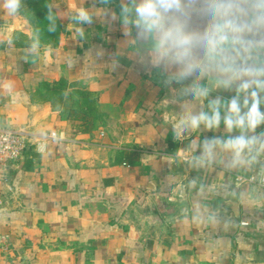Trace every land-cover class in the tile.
Returning <instances> with one entry per match:
<instances>
[{"label": "crops", "instance_id": "crops-1", "mask_svg": "<svg viewBox=\"0 0 264 264\" xmlns=\"http://www.w3.org/2000/svg\"><path fill=\"white\" fill-rule=\"evenodd\" d=\"M124 6L132 0H20L17 14L0 11V127L29 140L0 180V264H264V189L253 181L264 124L245 133L260 138L250 162L216 145L197 163L206 140L241 134L224 123L236 85L169 83L176 69L152 67ZM253 56L264 63V50ZM194 83L210 89L204 113L220 123L177 137L170 102L197 99L183 90Z\"/></svg>", "mask_w": 264, "mask_h": 264}, {"label": "clouds", "instance_id": "clouds-1", "mask_svg": "<svg viewBox=\"0 0 264 264\" xmlns=\"http://www.w3.org/2000/svg\"><path fill=\"white\" fill-rule=\"evenodd\" d=\"M20 0H0V11L9 16L18 12ZM124 23H133L137 37L150 45L151 65L168 71V82L183 84L190 77L196 80L215 76V86L227 88L235 84L236 97L227 105L224 123L229 131L239 130L240 135L227 141H205L203 155L194 157L199 164L211 163L213 147L219 145L233 155V164L250 162L246 152L260 140L248 137L264 124V63H259L254 52L264 50V0H132V7L122 8ZM203 17L204 23L194 26L193 14ZM134 15V21L129 17ZM51 19V17H49ZM78 19L91 23V16L83 9ZM198 74V75H197ZM184 91H192L203 101L209 88L194 83ZM242 98V103H241ZM219 100L212 101L215 107ZM219 112L211 118L206 113L195 115L187 110L174 125L177 137L182 131L218 127ZM264 148V141L260 142ZM254 159V157H253Z\"/></svg>", "mask_w": 264, "mask_h": 264}, {"label": "built area", "instance_id": "built-area-1", "mask_svg": "<svg viewBox=\"0 0 264 264\" xmlns=\"http://www.w3.org/2000/svg\"><path fill=\"white\" fill-rule=\"evenodd\" d=\"M47 138L56 140L57 133L51 132ZM29 148L28 137L21 132H16L0 127V180L7 179L10 168L19 162ZM258 186L264 189V174L253 179Z\"/></svg>", "mask_w": 264, "mask_h": 264}, {"label": "water", "instance_id": "water-1", "mask_svg": "<svg viewBox=\"0 0 264 264\" xmlns=\"http://www.w3.org/2000/svg\"><path fill=\"white\" fill-rule=\"evenodd\" d=\"M170 104L175 108L177 112L178 121L181 118V116L184 114V112L187 110H191L193 114L199 115L200 113H204V109H205L204 101L191 97H187L180 100H172ZM175 123L177 122H174L173 124ZM194 131L191 128H187L184 131H182L181 134L185 135L186 137H190L194 133Z\"/></svg>", "mask_w": 264, "mask_h": 264}, {"label": "trees", "instance_id": "trees-1", "mask_svg": "<svg viewBox=\"0 0 264 264\" xmlns=\"http://www.w3.org/2000/svg\"><path fill=\"white\" fill-rule=\"evenodd\" d=\"M58 88L60 90H63L64 89V82H61L59 85H58Z\"/></svg>", "mask_w": 264, "mask_h": 264}]
</instances>
